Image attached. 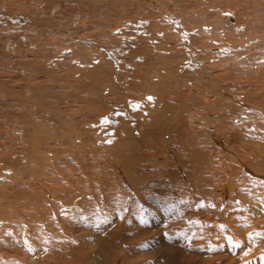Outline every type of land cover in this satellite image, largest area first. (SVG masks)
I'll return each mask as SVG.
<instances>
[{"label": "rangeland", "instance_id": "rangeland-1", "mask_svg": "<svg viewBox=\"0 0 264 264\" xmlns=\"http://www.w3.org/2000/svg\"><path fill=\"white\" fill-rule=\"evenodd\" d=\"M158 1H160L162 13L157 12L154 8L150 9V4L144 3L142 0H0V214H3L2 216L0 215V231L2 232L0 233V238H2V241H0V247L2 246V249L0 248V256L2 255L0 257V264H13V261L14 264L16 262V264H27V262H32L30 255L21 252L16 246L17 244L19 245V240L22 241V244L24 245L26 243L25 239L29 234L34 235V237L37 236L36 230L39 232L42 231V237H46L50 241L48 244L49 248L51 247L55 249L60 246L62 234L64 235V239L73 241L71 245L73 244V247L77 250H81L83 247L87 246V242H92L93 239L92 241L89 240L91 239L90 237H97L100 234V236H105L106 234H103L104 230H111L110 227L109 229L108 226H105L107 225L105 220L109 218V216H115L110 214L108 216L107 212H103L101 215V211H99L98 214H96V218L93 219L94 221L87 216V218L80 217L77 213L78 206L74 207V205L78 204L75 200L71 199L75 194L77 197L79 196V194L76 193L79 191V187L92 189L93 193L89 194L92 195L90 196L93 197L92 199H95V201L98 193H111L112 196H110L115 198V207L112 206L113 209L111 208V211H122L125 209L121 206L125 204L126 199L131 200V203L135 205L138 203L142 204L137 205L134 213L141 212L146 219V226L143 227V229L148 242L146 245L147 250H144L141 253L137 252L138 254H136V258L139 256L150 257L153 263L156 262V259L157 262H159L161 255L164 257L165 248L175 247L176 252H178L177 250L179 249V246L181 247V244L178 245L173 241V238H168L169 241H167L166 235L162 236L163 233L158 224L160 223V219H163L162 214L168 215V219L173 221L174 225L181 217L189 218V216L192 217L193 214L199 212H204L202 213L203 215L211 214L212 212V214L215 213L216 216L218 211L215 207L219 203V198L209 200L204 196L201 197V191L199 190L200 193L198 192L197 188L199 187L197 185L205 184V178L209 184H206L207 188L215 187V185H217L215 183L218 182L225 184L227 182L225 178L228 175L226 176V172H223L228 170L231 162L236 164V162L239 161L237 162L238 165H234L233 173L235 171L236 173H241L237 174L239 175L240 180L236 179L237 182L233 180V184L236 185L237 189L233 187L235 185H232L231 190L234 193L233 201L236 199V202L234 201L235 205H237L236 207H244V209L241 207V215L248 216L251 213V209L249 208H252L255 205L257 206L261 202V204H263L264 176L262 175H264V108L262 109V107L264 106V89L261 87L264 86V53L262 51V49L264 50V0ZM163 13L167 15V18L162 17ZM169 21H171L173 25H171ZM174 28L178 29V35ZM233 28H236L237 30H233ZM238 33L243 34L245 42L251 43V46H247V48L252 47L250 51L255 49L253 51L258 52L255 55L253 54L256 56L255 58L258 56V61H253L257 59L252 55L254 59H251L252 61L249 62V65L248 61L244 62L246 72H244L245 67L243 66L242 68L241 65L235 68L228 67L229 64L232 61H236L234 59L237 58L232 55V52L236 51L237 48L235 45H230V40L233 39V42H236L235 38ZM177 38H179V40H177ZM181 42L187 43V48L184 51L181 49L183 48L182 44H180ZM217 43L220 44L218 45ZM232 46L234 49H231L229 52L227 48ZM258 46L261 50L255 48ZM103 52H105V54ZM225 52H228L231 56L229 57L228 54H225L231 61L228 66L226 64L228 63L227 58L222 57L221 59L222 55H217ZM190 53L191 56L188 57V54ZM185 54H187L186 57ZM193 57L195 64L193 62V64H189L190 59ZM259 57L261 60H259ZM221 60L224 61L222 62ZM186 61L187 63H185ZM254 62L257 63L254 64ZM251 63H253V65ZM249 66L251 67L250 70ZM253 66H255V68ZM257 66L259 68L258 72H256ZM207 67H209V69H207ZM251 70L256 72L253 71L254 74L258 75V80H255L257 77L254 75V78ZM211 71H213V73H220V71L229 72L231 75L230 78H224V80H228L227 82L240 81L239 83L237 82L236 85L232 83L229 86L231 87L234 85L232 88H235V86L240 87L241 89L243 88L246 92L251 93L250 98L248 97V100L246 99L242 106H237V103H234L233 101L232 94L230 93L228 95L224 90L227 86L221 85L220 87V83L216 84L215 81L213 82L216 86L208 84L211 77ZM192 72L194 76H192ZM259 75L263 77H259ZM254 86L257 89H261H258L257 91V89H253ZM83 87H86V89ZM84 89L86 91H83ZM88 91H90V93ZM214 91H216L215 95L213 94ZM223 91H225L224 93L226 94H224ZM255 91L257 93H255ZM32 99L36 102V104H34L36 107L35 111L33 110L34 108L32 110L28 108L29 101ZM217 100L224 101V106H219L215 109V102ZM39 101L43 104L46 103L47 106L44 104V109H42L43 106H39L41 110L39 109L38 111V105H42ZM156 101L158 102L157 104ZM250 107L251 110L248 111L247 108ZM173 108H175L174 111H172ZM161 109H167L171 114L168 113L163 116L162 119ZM232 109L234 110V116H222L225 114L224 112H226V110L231 113ZM236 109L238 114L236 113ZM153 111H155V113ZM243 111H248L247 115ZM212 112H214V114ZM177 113H181L180 116H177ZM112 114L118 116L112 117ZM23 115H25L26 119H31L33 121L26 128L24 127V124L19 125V123L22 124V118L19 117H22ZM159 115L160 121L158 119ZM153 117H155L154 120ZM221 118L233 121V123L231 122V125H233L231 130H229L230 128L222 127L217 129L219 127L215 125L214 122L218 123V120ZM171 119H173V122ZM14 121L16 122L14 123ZM208 121L210 124H208ZM114 122L115 124H113ZM237 122H240L241 124H238ZM169 123L172 124L170 125ZM242 123H246L245 126L251 127L243 130L241 127L243 125ZM164 124L166 127L169 126L167 127L169 130L170 126L174 128L169 132L167 131L168 129L163 126ZM120 125H123L125 128ZM185 125H187V127ZM179 127H184V131L182 128L179 129ZM150 130L154 133L159 130V134L161 133L160 136L164 135L165 138L162 137L164 140L159 136L158 132L155 135ZM209 130L213 132V136H211L212 132ZM117 131L119 132L118 135ZM165 131L170 134L166 136L167 132ZM182 131L184 132V135L182 134ZM113 132L115 134H112ZM171 132H174L173 135ZM187 133V137L189 136L188 138L185 135ZM234 133L236 135H234ZM180 134L182 135L180 136ZM106 135L108 136L107 138L105 137ZM154 135L157 137H152ZM222 136L225 138H222ZM214 139L218 141H215ZM123 140L125 143H123ZM145 140L148 141L145 142ZM149 140H152V142L149 143ZM193 140L199 142L194 143L195 141ZM233 147H236V149ZM35 151H40L39 154L42 151L40 154L41 156ZM214 152H217V154ZM229 154L231 156H229ZM241 156L245 161L240 159ZM47 158L48 160H46ZM259 160H261V163L263 164H261ZM206 161L213 165L212 167H206L209 168L208 170L203 168L205 166L202 164ZM194 162L196 164H193ZM242 162L244 163V166H242ZM22 165L25 167L27 165L26 169H22L24 167ZM138 165L142 168L140 169ZM244 169H247V171ZM9 170L10 172L15 173L11 174L9 173ZM15 170L17 172L20 171L19 174ZM128 170L131 171L128 172ZM5 172H8V174ZM132 172L133 174H131ZM4 173L7 176H5ZM124 173L127 178L123 176ZM137 173L139 175H137ZM251 173L254 176H252ZM2 174L5 177L2 176ZM170 174L172 175L170 176ZM198 174L200 175V178L198 177ZM133 175H135V177ZM65 177L68 181L64 180ZM183 177L186 178L184 179ZM194 177L197 180L201 178L204 179H201L202 181L198 180L199 183ZM1 179L10 183H6L3 180L4 183H2ZM85 179L88 181L86 182ZM189 179H194L192 180L193 187L190 186L191 182ZM134 180L136 182H134ZM143 181L146 182L143 184ZM173 181L175 185H173ZM223 181L225 183H223ZM187 182L188 184L190 182V184L188 185ZM211 182H214L212 183L213 186ZM136 185L139 189H142V186H146V189L143 187L145 191L142 189L143 192H140V197L144 193L143 197L146 199L142 197L141 200L136 197L137 195H134V192L131 189ZM76 186L79 187L76 188ZM174 186H177L175 190ZM212 188L210 191H212L213 196L220 194V197H222L225 193L222 194L221 189L214 188V190ZM74 189H76V191H74ZM253 189L255 191L261 189L258 191V195L260 194V197L258 196L259 198L255 196ZM177 191L182 194L181 198L177 197ZM237 192L241 193L238 194ZM213 193H216V195ZM240 194L242 198L240 197ZM69 195L70 197H68ZM227 195V193L224 194L226 197ZM4 196L7 197L4 199ZM159 196L161 199L158 198ZM171 196H175V201L180 200L179 202L181 203L177 201L174 204L172 199H168V197L171 198ZM245 196H250L251 198L249 197L246 199ZM148 197L150 198L148 199ZM197 197L200 198L198 199ZM243 198L247 200V202H245ZM159 200L162 202H159ZM201 200H203V202ZM215 200H217V203ZM61 201H64L63 203L66 204L64 205ZM213 201L216 205L213 204ZM56 202L58 203L57 207L53 206ZM225 202L227 203L228 201L226 200ZM225 202L223 204L220 202V205L226 206ZM113 203L114 202H112V204ZM120 203L122 204L120 205ZM206 203H210L209 206H204ZM26 204H28L27 208ZM99 204L102 205V203ZM246 205H248V208ZM139 206L141 208H139ZM49 207L52 210H50ZM101 207L102 206H100V209H102ZM55 210L56 212H53ZM92 210L93 209H91V211ZM162 210L167 212H163ZM27 211L30 213H27ZM130 211H132L131 208ZM38 212H41V216L43 217V219H38L41 223L38 220H35L36 218L34 217L35 214L37 216L40 215ZM30 215L33 216L31 217ZM97 216H100L99 219ZM61 218L64 219V221H62ZM57 219L61 220L65 226H68L69 224L70 227L66 226V229H72V232L64 230L61 234L58 230L59 227H57V224H59V222L57 223L56 221ZM95 219H98L99 222L97 221L98 223H95ZM137 219L139 220L138 217ZM177 219L178 221H176ZM48 221L50 224L54 225V228L50 233L46 230L47 227L45 225ZM116 222L114 225L118 224V222ZM98 225L101 226L102 229L97 227ZM156 225L159 226L156 227ZM17 228L22 230L21 234L18 236L19 240L17 244H8L7 242L10 239L6 237V232L12 231L9 232V234H12L14 233L13 230ZM54 229L56 231H54ZM158 230L160 232H158ZM199 230H202V232L210 230V234L219 233V231L213 226L209 225L208 228L206 224H202ZM2 234L3 236H1ZM160 235L162 237H159ZM200 235H202V233ZM219 235L217 236L221 238L222 235ZM77 237L79 238L77 239ZM196 239L200 240L201 238L196 237ZM54 243L57 245H54ZM39 244L43 245L44 243L40 242ZM64 244H66V247L63 248L65 251L68 243L64 241ZM77 245L81 247L79 248ZM3 247H6L7 250ZM57 250L58 249H56V251ZM81 251H83V249ZM197 253L200 254V252H196V254ZM65 254L64 257L66 256ZM190 254L193 253L190 252ZM79 256H81L80 258H82V262L77 260V263L81 264L84 262L85 257L83 254ZM206 256L207 259L210 257L214 258L217 256V253L215 255L211 254L210 256ZM2 258L4 260H2ZM57 258L55 254H49V260L56 262L62 257L57 256ZM25 259L26 262L24 261ZM70 260L71 259L69 258V261L67 262H70ZM65 261L59 263H65ZM214 264L223 263L219 261Z\"/></svg>", "mask_w": 264, "mask_h": 264}, {"label": "bare ground", "instance_id": "bare-ground-1", "mask_svg": "<svg viewBox=\"0 0 264 264\" xmlns=\"http://www.w3.org/2000/svg\"><path fill=\"white\" fill-rule=\"evenodd\" d=\"M142 1H144V3H147V4H150V9L151 8H154L157 12H161V4H160V1H158V0H142ZM159 6V7H158ZM162 13V12H161ZM161 15V14H160ZM162 17H165V18H167V15L165 14V13H163L162 14ZM258 17V16H257ZM165 21V20H164ZM256 21V20H255ZM170 22V24L171 25H173V23L171 22V21H169ZM247 22H248V20H247ZM168 23V22H167ZM250 23V22H249ZM238 24V23H237ZM242 24V23H241ZM245 25V24H244ZM248 25V24H247ZM262 25V24H261ZM242 26V25H241ZM246 26V25H245ZM232 27V26H231ZM234 27V26H233ZM52 29V28H51ZM176 31V34L178 35V29L177 28H174ZM220 29V28H219ZM234 29H236V28H233V30ZM242 29V28H241ZM244 29V28H243ZM223 30V29H222ZM232 30V31H233ZM237 30V29H236ZM258 30V29H257ZM239 31V30H238ZM237 31V32H238ZM240 32H242V31H240ZM168 33V32H167ZM203 33V32H202ZM207 33V32H206ZM231 33V32H230ZM254 33V32H253ZM180 34V33H179ZM235 34V33H234ZM223 35V34H222ZM181 36H184V35H181ZM255 36V35H254ZM196 37V36H195ZM238 37V38H237ZM237 37L235 38V40H236V42H233V39H231L230 40V45H235L236 46V48H237V50L236 51H234V52H232V55L233 56H235V57H237L236 59H234V60H236V61H230V58L229 57H231L229 54H228V52H225V53H221V54H217V55H222L221 56V59H222V57H226L227 58V61H228V63H226L227 64V66H228V64H229V68H235V67H239V65H241L242 66V68H243V66H244V62H246V61H248V65H249V62H251L256 56H254L255 54H257L258 52H254L253 50H255V49H253L252 51H250V49L252 48H247V46H251V43L250 42H245V37L243 36V34L242 33H238L237 34ZM252 37V36H251ZM256 37V36H255ZM162 38V37H161ZM172 38V37H171ZM186 38H187V36H186ZM223 38V37H222ZM264 38V37H263ZM177 40H179V38H177ZM183 40V39H182ZM181 40V41H182ZM226 42V41H225ZM175 43V42H174ZM224 43V42H223ZM252 43H254V42H252ZM166 44V43H165ZM171 44V43H170ZM177 44V43H176ZM180 44H182V47L183 48H181V49H183L182 51H184V50H186V48H187V43H180ZM218 44V43H217ZM220 44V43H219ZM218 44V45H219ZM103 45V44H102ZM203 45V44H202ZM226 45V44H225ZM221 46V45H220ZM220 48V47H219ZM218 48V49H219ZM226 48V47H225ZM255 48H259V46L258 47H255ZM173 49V48H172ZM180 49V48H179ZM231 49H234V47L232 46V47H228L227 48V50L230 52V50ZM215 50H217V49H215ZM259 50H261L260 48H259ZM176 51H177V49H176ZM179 51V50H178ZM181 51V52H182ZM262 51H263V53H264V50L262 49ZM262 51H260V52H262ZM71 53V52H70ZM104 54H105V52H103ZM107 53V52H106ZM263 53H262V55H263ZM225 54H228V56L229 57H227V55H225ZM254 54V55H253ZM168 55V54H167ZM181 55V54H180ZM184 55V54H183ZM186 55L187 54H185V57H186ZM215 55V54H214ZM254 56V58H253V56ZM161 56V55H160ZM189 56H191V53L190 54H188V57ZM210 57H212V56H210ZM220 57V56H219ZM261 57V56H260ZM260 57H259V60H261L260 59ZM92 58V57H91ZM215 58V57H214ZM234 58V57H233ZM253 58V59H252ZM47 59V58H46ZM186 59V58H185ZM239 59V60H238ZM252 59V60H251ZM255 59H257V60H253V61H258V56H257V58H255ZM206 60V59H205ZM222 61V60H221ZM224 61V60H223ZM222 61V62H223ZM53 62V61H52ZM195 62V60H194V57L193 58H191L190 59V62H189V64H193V63ZM196 62H198V61H196ZM185 63H187V61L185 62ZM184 63V64H185ZM257 63V62H256ZM255 62H254V64H256ZM86 64V63H85ZM93 64V63H92ZM95 64V63H94ZM188 64V65H189ZM195 64V63H194ZM252 65H253V63H251ZM221 65V64H220ZM252 65H250V66H252ZM259 65V64H258ZM186 66V65H185ZM206 66V65H205ZM240 66V67H241ZM249 66V70H250V67ZM79 67V66H78ZM82 67V66H81ZM98 67V66H97ZM109 67V66H108ZM211 67H213V66H211ZM245 67V66H244ZM254 68H255V66H253ZM252 67V68H253ZM182 68V67H181ZM190 68V67H189ZM215 68V67H214ZM223 68H224V66H223ZM227 68V67H226ZM225 68V69H226ZM253 68V69H254ZM261 68H262V66H261ZM260 68V69H261ZM167 69V68H166ZM188 69V68H187ZM207 69H209V67H207ZM217 69V68H216ZM238 69V68H237ZM100 70V69H99ZM201 70V69H200ZM211 70V69H210ZM227 70V69H226ZM258 70H259V68H258V66L256 67V72H258ZM198 71V70H197ZM225 71V70H224ZM254 70H251V72H253ZM264 71V70H263ZM262 71V72H263ZM81 72V71H80ZM103 72V71H102ZM164 72V71H163ZM244 72H246V67H245V71ZM249 72V71H248ZM255 72V71H254ZM254 72H253V76L254 75H256V77L258 76L257 74H254ZM255 72V73H256ZM261 72V71H260ZM93 74H94V72H93ZM237 74V73H236ZM250 74V73H249ZM263 74V73H262ZM261 74V75H262ZM83 75V74H82ZM106 75V74H105ZM160 75V74H159ZM198 75V74H197ZM210 75H211V77H210V80H209V83L208 84H212V86H216V84H218V83H220V87H221V85L222 86H227L226 87V89H224L226 92H227V94L229 95L230 93L232 94V98H233V101H234V103H237V106L238 105H240V106H242L243 105V102H245V100L247 99L248 100V97L250 98V96H251V93H248V92H246L245 90H243V88L241 89L240 87H236L235 86V88H232V87H234V85L233 86H229V85H231L232 83H234L235 85L237 84V82L239 83L240 81H237V82H227V81H225L224 80V78L225 79H229L230 78V73L229 72H221L220 71V73L218 72H216V73H213V71H211L210 72ZM110 76V75H109ZM192 76H194V74H193V72H192ZM202 76V75H201ZM106 77H107V75H106ZM190 77V76H189ZM252 77V76H251ZM259 77H263V76H260L259 75ZM92 78V77H91ZM93 78H94V76H93ZM237 78H239V77H237ZM247 78V77H246ZM254 78H255V76H254ZM66 79V78H65ZM87 79V78H86ZM172 79V78H171ZM244 79V78H243ZM88 80V79H87ZM99 80V79H98ZM104 80V79H103ZM255 80H258V77L255 79ZM94 81V80H93ZM102 81V80H101ZM170 81V80H169ZM213 81H215L216 82V84L213 82ZM247 81H249V80H247ZM7 82V81H6ZM90 82V81H89ZM113 82V81H112ZM126 82V81H125ZM254 82V81H253ZM262 82V81H261ZM258 83V82H257ZM81 84V83H80ZM86 84V83H85ZM107 84V83H106ZM127 84V83H126ZM203 84V83H202ZM252 85V84H251ZM263 85V84H262ZM50 86V85H49ZM166 86V85H165ZM218 86V85H217ZM256 86V85H255ZM254 86V88L253 89H257L256 87ZM258 86V85H257ZM106 87V86H105ZM249 87V86H248ZM80 88V87H79ZM83 88H85L86 89V87H83ZM261 88H263L264 89V86L263 87H261ZM261 88H258V89H261ZM50 89V88H49ZM83 90V91H86V90ZM113 89V88H112ZM174 89V88H173ZM212 89V88H211ZM223 89V88H222ZM258 89H257V91H258ZM262 89V90H263ZM95 90V89H94ZM107 90V89H106ZM221 90V89H220ZM249 90H251V89H249ZM20 91V90H19ZM52 91V90H51ZM82 91V90H81ZM151 91V90H150ZM180 91V90H179ZM213 91V90H212ZM217 91H218V89H217ZM222 91V90H221ZM225 91H223V93L225 92ZM248 91V90H247ZM9 92H13V91H9ZM16 92V91H15ZM54 92V91H53ZM58 92V91H57ZM89 93H90V91H88ZM215 92L216 91H214V93L213 92H211V93H213L214 95H215ZM249 92H251V91H249ZM40 93V92H39ZM210 93V94H211ZM247 93H248V95H247ZM255 93H257L256 91H255ZM263 93H264V91H263ZM11 94H13V93H11ZM10 94V95H11ZM101 94V93H100ZM120 94H122V93H120ZM125 94V93H124ZM154 94V93H153ZM218 94V93H217ZM217 94H216V96H217ZM219 94H222V93H219ZM224 94H226V93H224ZM223 94V95H224ZM252 94H254V93H252ZM260 94V93H259ZM7 95V94H6ZM117 95V94H116ZM190 95V94H189ZM222 95V96H223ZM12 96V95H11ZM91 96H93V95H91ZM215 96V97H216ZM219 96V95H218ZM225 96V95H224ZM256 96V95H255ZM258 96V95H257ZM16 97H19V96H16ZM116 97H120V96H116ZM170 97V96H169ZM254 97V96H253ZM252 97V98H253ZM102 98V97H101ZM123 98V97H122ZM223 98V97H222ZM30 99V98H29ZM92 99V98H91ZM104 99V98H103ZM134 99V98H133ZM24 100V99H23ZM125 100V99H124ZM171 100V99H170ZM197 100V99H196ZM25 101V100H24ZM98 101H99V99H98ZM101 101V100H100ZM144 101V100H143ZM167 101V100H166ZM38 102V101H37ZM40 102V101H39ZM133 102V101H132ZM40 103H42V102H40ZM94 103V102H93ZM158 102L156 101V104H157ZM204 103V102H203ZM34 104H36V102L32 99V100H30L29 101V109H33L34 111H35V105ZM46 106H47V104L46 103H44ZM44 104L42 103V105H38V111H39V106H43L42 107V109H44ZM99 104V103H98ZM137 104V103H136ZM161 104V103H160ZM94 105V104H93ZM149 105V104H148ZM162 105V104H161ZM160 105V106H161ZM248 105V104H247ZM57 106V105H56ZM109 106V105H108ZM120 106V105H119ZM163 106V105H162ZM219 106H224V101H216L215 102V109H217ZM229 106V105H228ZM227 106V107H228ZM53 107V106H52ZM147 107H149V106H147ZM163 107H165V106H163ZM166 107H168V106H166ZM229 107H231V106H229ZM252 107V106H251ZM251 107L250 108H247V110L249 111V110H251ZM106 108V107H105ZM117 108V107H116ZM159 108H161V107H159ZM172 108V107H171ZM207 108V107H206ZM222 108V107H221ZM232 108V107H231ZM255 108V107H254ZM264 108V106L262 107V109ZM97 109V108H96ZM174 109L175 108H173L172 109V111H174ZM178 109H179V107H178ZM41 110V109H40ZM110 110V109H109ZM126 110V109H125ZM162 110V109H161ZM185 110V109H184ZM209 110V109H208ZM211 110H212V108H211ZM240 110V109H239ZM244 110H246V109H244ZM264 110V109H263ZM37 111V112H38ZM81 111V110H80ZM85 111V110H84ZM106 111H108V110H106ZM114 111V110H113ZM201 111V110H200ZM206 111H207V109H206ZM213 111V110H212ZM224 111H225V109H224ZM247 111V112H248ZM261 111V110H260ZM43 112V111H42ZM87 112V111H86ZM154 113H155V111H153ZM170 111H168L167 109H163L162 111H161V115H162V119H163V116H165V115H167L168 113H169ZM175 112H176V110H175ZM202 112V111H201ZM204 112V111H203ZM211 112V111H210ZM218 112V111H217ZM238 111H237V109H236V113H237ZM243 112H245L246 113V115H247V112L246 111H243ZM242 112V113H243ZM253 112H255V111H253ZM35 113V112H34ZM213 114H214V112H212ZM220 113V112H219ZM225 114H221L223 117H230V116H234L233 114H234V110L232 109V111H231V113L229 112V111H227L226 110V112H224ZM260 113H263V112H260ZM45 114V113H44ZM113 114H114V112H113ZM112 114V115H113ZM123 114V113H122ZM158 114V113H157ZM169 114H171V113H169ZM173 114V113H172ZM180 114L181 113H177V116H180ZM212 114V115H213ZM238 114V113H237ZM98 115H100V114H98ZM105 115V114H104ZM129 115V114H128ZM175 115V114H174ZM173 115V116H174ZM201 115V114H200ZM217 115V114H216ZM218 115H220V114H218ZM245 115V116H246ZM32 116V115H31ZM44 116V115H43ZM59 116V115H58ZM111 116V115H110ZM118 115H116V116H112V117H117ZM121 116V115H120ZM123 116V115H122ZM125 116V115H124ZM130 116V115H129ZM132 116V115H131ZM26 117H29V116H26ZM126 117H128V116H126ZM168 117V116H167ZM196 117V116H195ZM211 117V116H210ZM236 117V116H235ZM239 117V116H238ZM19 118H22V121H21V123L22 124H20L19 123V125H25L24 127L26 128L28 125H30L33 121L31 120V119H26L25 118V115H23L22 117H19ZM152 118V117H151ZM154 118L155 117H153V120H154ZM169 118H171V117H169ZM202 118V117H201ZM207 118V117H206ZM218 118V117H217ZM220 118V117H219ZM107 119V118H106ZM109 119V118H108ZM127 119V118H126ZM130 119V118H129ZM159 121H160V115H159ZM166 119H168V118H166ZM165 119V120H166ZM174 119V118H173ZM173 119H171L172 120V122H173ZM178 119V118H177ZM229 119V118H228ZM232 119V118H231ZM115 120V119H114ZM153 120H151V121H153ZM170 120V121H171ZM181 120H182V118H181ZM181 120H180V123H181ZM206 120V119H205ZM109 121V120H108ZM112 121V120H111ZM167 121V120H166ZM195 121V120H194ZM212 121H214V120H212ZM247 121V120H246ZM16 121H14V123H15ZM104 122H106V121H104ZM116 122V121H115ZM115 122L113 123V124H115ZM123 122V121H122ZM161 122H162V120H161ZM160 122V123H161ZM187 122V121H186ZM185 122V123H186ZM209 122V121H208ZM231 122L233 123V121H231V120H227L226 118H221V119H219L218 120V123H215L214 122V124L215 125H217L219 128H217V129H220L221 127L222 128H230L229 130H231V128L233 127V125H231ZM85 123V122H84ZM103 123V122H102ZM107 123H109V122H107ZM126 123V122H125ZM132 123V122H131ZM179 123V124H180ZM182 123H184V122H182ZM190 123V122H189ZM207 123V122H206ZM238 123V122H237ZM240 123V122H239ZM238 123V124H239ZM111 124V123H110ZM110 124H107V125H110ZM151 124V123H150ZM152 124H153V122H152ZM151 124V125H152ZM162 124V123H161ZM166 124V123H165ZM163 125V126H165L166 127V125ZM170 124V123H169ZM172 124V123H171ZM170 124V125H171ZM177 124V123H176ZM175 124V125H176ZM204 124V123H203ZM208 124H210V122L208 123ZM241 124V123H240ZM243 125L241 126L242 127V129L243 130H245V129H247L248 127H251V126H245V124L244 123H242ZM251 124V123H250ZM78 125V124H77ZM154 125V124H153ZM152 125V126H153ZM189 125V124H188ZM247 125H249V124H247ZM17 126V125H16ZM81 126V125H80ZM120 126H122L123 128H125L123 125H120ZM125 126H127V125H125ZM161 126V125H160ZM179 126V125H178ZM181 126V125H180ZM186 127H187V125H185ZM184 126V127H185ZM240 126V125H239ZM23 127V128H24ZM119 127V126H118ZM167 127H169V126H167ZM166 127V128H167ZM177 127V126H176ZM184 127H181L182 129H183V131H184ZM197 127V126H196ZM209 127H211V126H209ZM66 128V127H65ZM70 128V127H69ZM72 128V127H71ZM111 128H113V127H111ZM134 128V127H133ZM152 128V127H151ZM163 128V127H162ZM174 128V127H173ZM172 128V126H170V130L171 129H173ZM180 127H179V129H181ZM213 128H214V126H213ZM121 129V128H120ZM160 129V128H159ZM168 130L167 131H169L170 132V130H169V128H167ZM201 129V128H200ZM204 129V128H203ZM216 129V130H217ZM74 130V129H73ZM114 130H115V128H114ZM122 130V129H121ZM121 130H120V133H121ZM155 130V129H154ZM163 130H165V129H163ZM239 130V129H238ZM250 130H251V128H250ZM112 131V130H111ZM116 131V130H115ZM119 131V130H118ZM117 131V132H118ZM126 131V130H125ZM151 131V130H150ZM159 130H157L156 131V133L158 132ZM167 131H165V132H167ZM172 131V130H171ZM182 131V134L184 133ZM200 131V130H199ZM210 131V130H209ZM228 131V130H227ZM141 132V131H140ZM139 132V133H140ZM153 134H155L156 135V133H154L153 131H151ZM175 132H176V130H175ZM210 132H212V131H210ZM231 132V131H230ZM242 132V131H241ZM128 133V132H127ZM127 133H125V134H127ZM172 133V132H171ZM174 133V132H173ZM173 133H172V135H173ZM232 133V132H231ZM235 133H238V132H235ZM234 133V135H236ZM243 133V132H242ZM105 134V133H104ZM112 134H115L114 132L112 133ZM119 134V132L117 133V135ZM133 134V133H132ZM141 134V133H140ZM158 134H159V132H158ZM161 134V133H160ZM160 134H159V136H160ZM168 134H170V133H166V136H168ZM182 134H180V136L182 135ZM219 134V133H218ZM233 134V133H232ZM134 135H137V134H134ZM133 135V136H134ZM150 135V134H149ZM152 136V137H157V136ZM184 135V134H183ZM186 135V137H187V135H188V133L187 134H185ZM190 135V134H189ZM217 135V134H216ZM225 135V134H224ZM21 136V135H20ZM114 136V135H113ZM128 136V135H127ZM132 136V135H131ZM143 136V135H142ZM159 136H158V139H159ZM177 136V135H176ZM191 136H193V135H191ZM211 136H213V132H212V135ZM92 137V136H91ZM106 138L108 137L107 135L105 136ZM121 137V136H120ZM123 137V136H122ZM148 137V136H147ZM147 137H146V139H147ZM150 137V136H149ZM161 138L162 137H164V135L163 136H160ZM174 137V136H173ZM172 137V138H173ZM189 137V136H188ZM187 137V138H188ZM209 137V136H208ZM25 138V137H24ZM111 138V137H110ZM145 138V137H144ZM151 138V137H150ZM165 138V137H164ZM164 138H162L163 140H164ZM175 138V137H174ZM195 138V137H194ZM215 138V137H214ZM222 138H225V137H223L222 136ZM232 138H234V137H232ZM239 138V137H238ZM28 139V138H27ZM45 139V138H44ZM43 139V140H44ZM84 139V138H83ZM118 139H120V138H118ZM123 139H124V137H123ZM133 139H134V137H133ZM154 139V138H153ZM158 139H156V140H158ZM166 139H168V138H166ZM228 139V138H227ZM244 139V138H243ZM33 140V139H32ZM86 140V139H85ZM113 140H114V138H113ZM137 140H139V139H137ZM155 140V139H154ZM154 140H153V143H154ZM169 140H171V139H169ZM191 140V139H190ZM209 140V139H208ZM215 141H218V140H216V139H214ZM220 140V139H219ZM233 140V139H232ZM78 141V140H77ZM119 141V140H118ZM127 141V140H126ZM146 141H148V140H145V142ZM167 141V140H166ZM178 141H179V139H178ZM177 141V142H178ZM193 141H195V140H193ZM212 141V140H211ZM226 141V140H225ZM229 141V140H228ZM227 141V142H228ZM237 141H238V139H237ZM240 141V140H239ZM122 142V141H121ZM133 142V141H132ZM144 142V141H143ZM144 142V143H145ZM150 142H152V140L150 141L149 140V143ZM157 142V141H156ZM155 142V143H156ZM164 142V141H163ZM168 142V141H167ZM171 142V141H170ZM185 142V141H184ZM190 142V141H189ZM196 142H199V141H195L194 143H196ZM40 143V142H39ZM104 143V142H103ZM118 143V142H117ZM123 143H125L124 142V140H123ZM133 143H135V142H133ZM139 143V142H138ZM141 143H142V141H141ZM148 143V142H147ZM165 143V142H164ZM213 143V142H212ZM233 143V142H232ZM98 144V143H97ZM241 144V143H240ZM47 145V144H46ZM125 145V144H124ZM202 145V144H201ZM222 145V144H221ZM225 145V144H224ZM234 145H236V144H234ZM136 146V145H135ZM157 146V145H156ZM208 146V145H207ZM228 147H230L229 145H227ZM77 147V146H76ZM182 147V146H181ZM225 147H226V145H225ZM232 147V146H231ZM237 147V146H236ZM236 147H233V148H235L236 149ZM39 148V147H38ZM42 148V147H41ZM40 148V149H41ZM46 148V147H45ZM80 148V147H79ZM145 148V147H144ZM151 148V147H150ZM163 148V147H162ZM168 148V147H167ZM189 148V147H188ZM264 148V147H263ZM34 149V148H33ZM49 149H51V148H49ZM203 149V148H202ZM209 149V148H208ZM38 150V149H37ZM44 150H46V149H44ZM51 150H53V149H51ZM79 150V149H78ZM82 150V149H81ZM149 150V149H148ZM157 150V149H156ZM186 150V149H185ZM211 150V149H210ZM232 150V149H231ZM241 150V149H240ZM245 150V149H244ZM252 150V149H251ZM55 151V150H54ZM84 151V150H83ZM34 152V151H33ZM36 152V151H35ZM39 152L40 151H38V152H36V153H38L39 154ZM49 152H51V151H49ZM55 152H57V151H55ZM142 152V151H141ZM190 152V151H189ZM188 152V153H189ZM194 152V151H193ZM203 152V151H202ZM219 152V151H218ZM229 152V151H228ZM241 152V151H240ZM262 152V151H261ZM41 153H42V151H41ZM40 153V154H41ZM84 153V152H83ZM175 153V152H174ZM178 153V152H177ZM192 153V152H191ZM211 153V152H210ZM214 153H216L217 154V152H214ZM236 153V152H235ZM238 153V152H237ZM32 154V153H31ZM39 154V155H40ZM44 154V153H43ZM46 154H47V152H46ZM50 154V153H49ZM67 154V153H66ZM97 154V153H96ZM137 154V153H136ZM163 154V153H162ZM180 154H182V153H180ZM190 154V153H189ZM188 154V155H189ZM207 154V153H206ZM232 154V153H231ZM24 155V154H23ZM55 155V154H54ZM113 155V154H112ZM116 155V154H115ZM128 155V154H127ZM183 155V154H182ZM41 156V155H40ZM44 156V155H43ZM45 156H47V155H45ZM68 156V155H67ZM123 156V155H122ZM133 156V155H132ZM135 156V155H134ZM201 156V155H200ZM199 156V157H200ZM211 156V155H210ZM209 156V157H210ZM221 156V155H220ZM229 156H231L230 154H229ZM229 156H227V157H229ZM240 156V155H239ZM56 157V156H55ZM78 157V156H77ZM147 157H149V156H147ZM193 157V156H192ZM204 157V156H203ZM206 157V156H205ZM212 157V156H211ZM211 157H210V159H211ZM246 157V156H245ZM45 158V157H44ZM125 158V157H124ZM146 158V157H145ZM151 158V157H150ZM158 158V157H157ZM177 158V157H176ZM41 159H43V158H41ZM78 159V158H77ZM88 159V158H87ZM174 159V158H173ZM173 159H172V161H173ZM232 160H234L233 158H231ZM241 160L243 159L244 160V158L241 156V158H240ZM250 159V158H249ZM248 159V160H249ZM252 159V158H251ZM255 159V158H254ZM264 159V158H263ZM29 160V159H28ZM46 160H48V158L46 159ZM221 160V159H220ZM224 160V159H223ZM253 160V159H252ZM73 161V160H72ZM116 161V160H115ZM128 161H130V160H128ZM205 161V160H204ZM235 161H237V160H235ZM245 161V160H244ZM260 161V163H261V160H259ZM9 162V161H8ZM38 162V161H37ZM43 162V161H42ZM48 162V161H47ZM237 162H239V161H237ZM236 162V164L238 165V163ZM250 162H252V161H250ZM258 162V161H257ZM11 163V162H10ZM9 163V164H10ZM20 163V162H19ZM121 163V162H120ZM123 163V162H122ZM142 163V162H141ZM175 163V162H174ZM243 163V162H242ZM22 164V163H21ZM20 164V165H21ZM59 164V163H58ZM135 164V163H134ZM139 164V163H138ZM142 164H144V163H142ZM193 164H196L195 162L193 163ZM192 164V165H193ZM203 164V166H205V167H203V168H206V167H212L213 165H211V163L209 164V162H203L202 163ZM209 164V165H208ZM236 164H234V163H230V165H229V167H228V170L227 171H224L223 173H225L226 174V183L223 181V183H225V184H221V183H215V184H217V185H215V187H211L212 189H214V188H218V189H221V193L223 194L224 192L225 193H227L228 195H227V197L226 196H224V194H223V196L222 197H220V194L218 195H216V193H213V194H215L216 196H213L212 195V191H210L211 190V188L209 187V188H207L206 187V184H208V182L206 181V178H205V184L203 183H201L202 185H197L199 188H197L198 189V192L200 193V191H201V197L202 196H204V197H206L207 199H209V200H212V199H215V198H219L218 200H219V203L217 204V206L215 207L216 209H217V211H218V213H216V216H215V213L214 214H212V212H211V210H210V212H211V214H205V215H203L202 213H204V212H199V213H197V214H193L192 215V217L191 216H189V218H186V217H178V218H180V220L178 221V219L176 220V221H178L175 225L173 224L174 222L173 221H171V220H169L168 219V215H166V214H162V216H163V219L161 218L160 219V223H158L159 225H160V228H161V232L163 233V235L162 236H165L166 235V238H167V241H169L168 240V238L169 239H174L173 241H175L178 245H180L181 244V247L179 246V249L177 250L178 252H176V248L175 247H173V248H165V250H164V252H165V254H164V257H163V255H161V257H160V261L159 262H157V257L155 258L156 259V262L155 263H153V261H152V259H150V257H145V256H139V257H137L136 258V254H138V253H141V252H143L144 250H147L146 249V245H147V242H148V240H147V237L145 236V231H144V229H143V227H145L146 226V219L144 218V216L142 215V213L140 212H136V214L134 213V211H136L135 209H136V207H137V205L138 204H141V203H138V204H132L131 203V200H125V204L123 205V206H121V207H123V208H125V209H123L122 211L121 210H114V211H111L113 208H112V206L113 207H115V198H112L111 196V193H108V192H100V193H98V195H97V198H96V201H95V199H92L93 197H91L92 195V189H88V188H80L79 186H81V185H79V186H76V188H78V192H76V193H78L79 194V196L77 197L76 196V194H75V196L73 197L72 196V198L71 199H73V200H75V202L78 204V205H74V207L75 206H78V211H77V213H78V215L80 216V217H88L89 219L90 218H92L91 220H93L94 218H96V214H98V212L99 211H101V215H102V213L104 212H107V214H108V216H109V214L110 215H114L115 217H112V216H109V218H107L106 220H105V222L107 223V225H105V226H108V228L110 227L111 228V230L109 231L108 229L106 230L105 228V230H104V235L105 236H97V237H90L91 239H89V240H91L92 241V239H93V241L92 242H87L86 243V245L87 246H85V247H83L82 249H83V251H81V250H77V249H75L74 247H73V244L71 245V243L73 242L72 240H66V239H64V235L62 234L63 232H64V230L65 231H70V232H72L70 229H66V226L65 225H63L64 223H62V221H64V219H62V221L61 220H56L57 221V223L59 222V224H57V227H59V231L61 232V234H62V238H61V243H60V246L59 247H56V249H58L57 251H56V249L55 248H49V240L46 238V237H42V231L41 232H39V231H37L36 230V234H37V236H35L34 237V235H32V234H29V236L28 237H26V239H25V244L23 245L22 244V241H20L19 240V238H18V236H19V234H21V232H22V230H19L18 228L17 229H14L13 231H14V233H12V234H9V232H12V231H9V232H6L7 233V238H9L10 240L7 242L8 244H17V242H18V240H19V245L17 244V246H16V248H19L20 250H21V252H23V253H27V254H29L30 255V258L32 259L31 261L32 262H27V264H78L77 263V260H79L80 262H82V258H80L81 256H79V255H81V254H83L84 255V257H85V260H84V262L83 263H81V264H214L215 262H219V261H221V263H223V264H264V201H263V204H261L262 202H261V198H260V202L261 203H259L257 206L255 205L254 207H252V208H249V209H251V213H250V215H246V216H243V215H241V213H242V209H241V207H243V206H239V207H236L237 205H235V202L233 201V195H234V193H233V191L231 190V186L232 185H235V184H233V180L234 181H236V179H239V175H237V174H241V173H236V171L233 173V167H234V165H236ZM247 164V163H246ZM261 164H263V163H261ZM49 165V164H48ZM162 165V164H161ZM168 165V164H167ZM199 165V164H198ZM201 165V164H200ZM221 165V164H220ZM223 165V164H222ZM250 165H252V164H250ZM256 165H257V163H256ZM22 166H24V165H22ZM21 166V167H22ZM109 166V165H108ZM137 166V165H136ZM139 166V165H138ZM170 166V165H169ZM168 166V167H169ZM179 166H182V165H179ZM195 166V165H194ZM242 166H244V163L242 164ZM245 166H247V165H245ZM12 167V166H11ZM21 167H19V168H21ZM26 167H27V165H26ZM26 167L24 166L22 169H26ZM76 167V166H75ZM93 167V166H92ZM123 167V166H122ZM140 167V166H139ZM146 167H147V165H146ZM151 167V166H150ZM153 167V166H152ZM166 167V166H165ZM172 167V166H171ZM176 167V166H175ZM185 167H186V165H185ZM196 167V166H195ZM198 167V166H197ZM200 167V166H199ZM215 167V166H214ZM218 167V166H217ZM238 167V166H237ZM16 168V167H15ZM19 168H17V169H19ZM33 168V167H32ZM58 168V167H57ZM129 168V167H128ZM136 168V167H135ZM142 167H140V169H141ZM202 168V167H201ZM216 168V167H215ZM236 168V167H235ZM234 168V169H235ZM240 168H241V165H240ZM260 168V167H259ZM21 169V170H22ZM36 169V168H35ZM79 169V168H78ZM84 169V168H83ZM92 169V168H91ZM154 169V168H153ZM168 169V168H167ZM207 170L209 169V168H206ZM257 169V168H256ZM2 170V169H1ZM33 170V169H32ZM121 170V169H120ZM126 170V169H125ZM137 170H138V167H137ZM136 170V171H137ZM151 170V169H150ZM180 170H182V169H180ZM204 170V169H203ZM212 170V169H211ZM213 170H215V169H213ZM240 170V169H239ZM245 170V169H244ZM7 171V170H6ZM16 171V170H15ZM27 171V170H26ZM40 171V170H39ZM43 171V170H42ZM47 171V170H46ZM45 171V172H46ZM53 171V170H52ZM122 171V170H121ZM123 171H124V169H123ZM129 171H131V170H128V172ZM142 171V170H141ZM140 171V172H141ZM152 171V170H151ZM154 171V170H153ZM156 171V170H155ZM190 171V170H189ZM219 171V170H218ZM245 171H247V169L245 170ZM254 171V170H253ZM257 171V170H256ZM17 172V171H16ZM19 172L20 171H18L17 173L19 174ZM36 172V171H35ZM41 172V171H40ZM127 172V171H126ZM143 172V171H142ZM149 172V171H148ZM160 172V171H159ZM199 172V171H198ZM197 172V173H198ZM220 172V171H219ZM227 172H228V174H227ZM241 172V171H240ZM252 172V171H251ZM6 174H8V172H5ZM5 173H4V175H5ZM9 173H15V172H10V170H9ZM212 173V172H211ZM217 173V172H216ZM248 173V172H247ZM250 173V172H249ZM10 174V175H11ZM23 174V173H22ZM37 174V173H36ZM40 174V173H39ZM44 174V173H43ZM129 174V173H128ZM131 174H133V172L131 173ZM152 174V173H151ZM175 174V173H174ZM188 174H190V173H188ZM196 174V173H195ZM219 174V173H218ZM225 174H223V175H225ZM243 174H244V172H243ZM242 174V175H243ZM252 174V173H251ZM263 174V173H262ZM3 174H2V176H4ZM50 175V174H49ZM55 175H56V173H55ZM94 175V174H93ZM137 175H139L138 173H137ZM172 174H170V176H171ZM185 175V174H184ZM191 175H192V172H191ZM197 175V174H196ZM195 175V176H196ZM199 175V174H198ZM222 175V176H223ZM5 176H7V175H5ZM4 176V177H5ZM15 176V175H14ZM48 176V175H47ZM81 176V175H80ZM123 176H125V173H124V175ZM128 176V175H127ZM129 176H130V174H129ZM134 177H135V175H133ZM149 176V175H148ZM152 176V175H151ZM162 176V175H161ZM186 176V175H185ZM245 176V175H244ZM251 176V175H250ZM252 176H254L253 174H252ZM257 176V175H256ZM255 176V177H256ZM262 176H264V175H262ZM4 177H3V179H4ZM18 177V176H17ZM55 177V176H54ZM60 177V176H59ZM63 177V176H62ZM70 177V176H69ZM83 177V176H82ZM99 177V176H98ZM126 177V176H125ZM139 177V176H138ZM164 177V176H163ZM163 177H162V179H163ZM167 177V176H166ZM192 177H193V175H192ZM199 178H200V175L198 176ZM211 177V176H210ZM225 177V176H224ZM254 177V178H255ZM259 177V176H258ZM46 178V177H45ZM72 178V177H71ZM101 178V177H100ZM120 178V177H119ZM127 178V177H126ZM137 178V177H136ZM154 178V177H153ZM157 178V177H156ZM184 178V177H183ZM186 178V177H185ZM184 178V179H185ZM195 178V177H194ZM241 178V177H240ZM245 178H248V177H245ZM262 178V177H261ZM3 179H1V182L2 183H4V182H6V181H4ZM121 179H122V177H121ZM135 179V178H134ZM147 179V178H146ZM201 179H204V178H201ZM201 179H198V180H201ZM211 179V178H210ZM243 179V178H242ZM250 179V178H249ZM248 179V180H249ZM264 179V178H263ZM4 182H3V181ZM6 180V179H5ZM9 180V179H8ZM26 180V179H25ZM64 180H67L66 179V177L64 178ZM86 180V179H85ZM91 180V179H90ZM96 180V179H95ZM127 180V179H126ZM129 180V179H128ZM167 180V179H166ZM172 180H174V179H172ZM177 180V179H176ZM186 180H188V179H186ZM190 180V179H189ZM192 180H194V179H191L190 180V182H191V184H190V182H189V184H190V186H192L193 187V184H192ZM195 180L197 181V182H199L196 178H195ZM208 180V179H207ZM240 180V179H239ZM250 180H252V179H250ZM249 180V181H250ZM13 181V180H12ZM11 181V182H12ZM44 181V180H43ZM68 181V180H67ZM82 181V180H81ZM88 180H86V182H87ZM92 181V180H91ZM119 181V180H118ZM133 181V180H132ZM152 181V180H151ZM155 181V180H154ZM158 181V180H157ZM170 181V180H169ZM180 181V180H179ZM202 181V180H201ZM77 182V181H76ZM98 182V181H97ZM122 182H123V180H122ZM134 182H136L135 180H134ZM144 182H146V181H143V184H144ZM176 182V181H175ZM207 182V183H206ZM237 182V181H236ZM235 182V183H236ZM251 182V181H250ZM6 183H10V182H6ZM13 183V182H12ZM80 183H82V182H80ZM90 183V182H89ZM154 183V182H153ZM161 183V182H160ZM159 183V184H160ZM173 183H174V181H173ZM177 183H179V182H177ZM200 183V182H199ZM212 183H214V182H211V184ZM262 183V182H261ZM93 184V183H92ZM122 184V183H121ZM142 184V185H143ZM181 184V183H180ZM187 184H188V182H187ZM188 184V185H189ZM197 184V183H196ZM195 184V185H196ZM242 184V183H241ZM259 184H260V182H259ZM10 185V184H9ZM8 185V186H9ZM14 185H15V183H14ZM13 185V186H14ZM103 185V184H102ZM111 185V184H110ZM122 185H124V184H122ZM140 185V184H139ZM138 185V186H139ZM168 185V184H167ZM173 185H175V183L173 184ZM182 185V184H181ZM209 185V184H208ZM207 185V186H208ZM237 185H239V184H237ZM250 185H251V183H250ZM253 185V184H252ZM255 185V184H254ZM5 186V185H4ZM17 186V185H16ZM65 186V185H64ZM63 186V187H64ZM67 186V185H66ZM70 186H73V185H70ZM93 186H95V185H93ZM116 186V185H115ZM130 186V185H129ZM147 186H148V184H147ZM158 186V185H157ZM170 186V185H169ZM168 186V187H169ZM212 186H213V184H212ZM246 186V185H245ZM260 186V185H259ZM0 187H1V185H0ZM140 187V186H139ZM143 187L144 186H142V189H143ZM146 187V186H145ZM144 187V189H146ZM177 187V186H176ZM175 186H174V190H175V188H176ZM179 187V186H178ZM182 187V186H181ZM233 187H235V189H237L236 188V185L235 186H233ZM262 187V186H261ZM2 188H3V186H2ZM11 188V187H10ZM167 188V187H166ZM255 188V187H254ZM1 189V188H0ZM12 189V188H11ZM10 189V190H11ZM25 189V188H24ZM142 189H139L138 187H137V185L136 186H134V188H132L131 190L134 192V195H137L136 197H138L139 199H141L142 200V197H143V195H144V193L142 194V196L140 197V192H143V190ZM180 189V188H179ZM195 189V188H194ZM256 189V188H255ZM83 190H86V191H83ZM173 190V189H172ZM200 190V191H199ZM215 190V189H214ZM240 190V189H239ZM251 190V189H250ZM250 190H248V191H250ZM261 190V189H260ZM260 190H258V191H260ZM72 191V190H71ZM71 191H69V192H71ZM74 191H76V189H74ZM94 191H96V190H94ZM99 191V190H98ZM108 191V190H107ZM118 191V190H117ZM124 191H126V190H124ZM145 191V190H144ZM166 191V190H165ZM180 191H181V189H180ZM190 191V190H189ZM223 191V192H222ZM258 191L256 190H254L253 189V193L255 194V196L256 197H260V194L258 195ZM17 192V191H16ZM63 192V191H62ZM111 192H112V190H111ZM120 192V191H119ZM130 192V191H129ZM153 192V191H152ZM215 192V191H214ZM264 192V191H263ZM45 193V192H44ZM89 193H91V194H89ZM116 193V192H115ZM169 193H171V192H169ZM173 193V192H172ZM188 193V192H187ZM191 193V192H190ZM197 193V192H196ZM195 193V194H196ZM198 193V194H199ZM236 193V192H235ZM238 193V192H237ZM239 193H241V192H239ZM238 193V194H239ZM249 193V192H248ZM252 193V192H251ZM61 194V193H60ZM66 194H68V193H66ZM74 194H71V195H74ZM112 194H114V193H112ZM164 194H165V192H164ZM176 194H177V197L178 198H181V196H182V194L179 192V191H177L176 192ZM192 194V193H191ZM17 195V194H16ZM91 195V196H90ZM111 195V196H110ZM120 195V194H119ZM249 195V194H248ZM262 195V194H261ZM264 195V194H263ZM3 196V195H2ZM46 196V195H45ZM94 196H95V192H94ZM168 196H170V195H168ZM213 196V197H212ZM243 196V195H242ZM252 196V195H251ZM7 196H4V199L6 198ZM11 197V196H10ZM68 197H70V195L68 196ZM67 197V198H68ZM115 197V196H114ZM121 197V196H120ZM175 197V196H174ZM174 197H172L171 196V198H169L168 197V199H172V202L175 204V202H177V201H175V199H174ZM184 197H186V196H184ZM240 197H241V194H240ZM246 197V199L247 198H249V197H247V196H245ZM258 197V198H259ZM263 197V196H262ZM66 198V199H67ZM126 198V197H125ZM137 198V199H138ZM143 198H145V197H143ZM150 197H148V199H149ZM153 198V197H152ZM158 198H160V196L158 197ZM190 198V197H189ZM195 198H196V196H195ZM198 198V197H197ZM200 198V197H199ZM198 198V199H199ZM224 198V199H223ZM242 198V197H241ZM251 198V197H250ZM253 198V197H252ZM255 198V197H254ZM257 198V199H258ZM55 199H57V198H55ZM66 199H65V201H66ZM70 199V200H71ZM146 199V198H145ZM155 199V198H154ZM161 199V198H160ZM167 199V200H168ZM177 199V198H176ZM187 199V198H186ZM238 199V198H237ZM244 199V198H243ZM264 199V198H263ZM38 200V199H37ZM68 200H69V198H68ZM67 200V201H68ZM98 200V201H97ZM140 200V201H141ZM162 200H164V199H162ZM190 200V199H189ZM192 200V199H191ZM228 201L227 203L225 202V201ZM245 200V199H244ZM120 201V200H119ZM138 201V200H137ZM180 201V200H179ZM178 201V202H179ZM195 201H196V199H195ZM202 202H203V200H201ZM207 201V200H206ZM205 201V202H206ZM217 200H215V202H216ZM240 201V200H239ZM253 201H254V199H253ZM258 201H259V199H258ZM4 202V201H3ZM8 202V201H7ZM37 202H39V201H37ZM60 202V201H59ZM62 203L64 202V201H61ZM74 202V203H75ZM112 202H114L113 204H112ZM159 202H162V201H160L159 200ZM184 202V201H183ZM193 202V201H192ZM201 202V203H202ZM212 202V201H211ZM223 204L224 202L226 203V206H222V205H220L221 203ZM245 202H247V200H245ZM14 203V202H13ZM70 203V202H69ZM99 203H102V205L101 204H99ZM124 203V202H123ZM142 203H144V202H142ZM164 203V202H163ZM162 203V204H163ZM168 203V202H167ZM179 203H181V202H179ZM217 203V202H216ZM243 203V202H242ZM250 203V202H249ZM57 202H56V204H54L53 206H55V207H57ZM64 204V203H63ZM66 204V203H65ZM64 204V205H65ZM68 204V203H67ZM104 204V205H103ZM116 204H117V202H116ZM122 203H120V205H121ZM169 204V203H168ZM199 204V203H198ZM210 204V203H209ZM209 204L208 203H206V205L204 204V206H209ZM213 204H214V201H213ZM37 205H38V203H37ZM46 205V204H45ZM119 205V204H118ZM142 205V204H141ZM201 205V204H200ZM214 205H216V204H214ZM242 205V204H241ZM249 205V204H248ZM248 205H246L247 206V208H248ZM252 205V204H251ZM254 205V204H253ZM9 206V205H8ZM24 206V205H23ZM27 206H28V204H26V208H27ZM100 206H102L101 208L102 209H100ZM130 206V207H129ZM196 206H197V202H196ZM202 206V205H201ZM213 206V205H212ZM3 207V206H2ZM25 207V206H24ZM54 207V208H55ZM74 207H72V208H74ZM120 207V206H119ZM177 207V206H176ZM179 207H180V205H179ZM200 207V206H199ZM37 208H39V207H37ZM50 208V207H49ZM53 208V209H54ZM112 208V209H111ZM130 208H131V210L132 211H130ZM133 208V209H132ZM139 208H141L140 206H139ZM157 208V207H156ZM178 208V207H177ZM189 208V207H188ZM197 208V207H196ZM25 209V208H24ZM91 209H93L92 211H91ZM108 209V210H107ZM116 209V208H115ZM118 209V208H117ZM179 209V208H178ZM203 209V208H202ZM207 209V208H206ZM224 209H225V211H224ZM241 209V210H240ZM243 209H244V207H243ZM1 210V209H0ZM6 210V209H5ZM33 210H35V209H33ZM50 210H52L51 208H50ZM76 210V209H75ZM192 210H193V208H192ZM20 211V210H19ZM30 211V210H29ZM29 211H27V213L29 212ZM38 211H40V210H38ZM163 212H167V211H164V210H162ZM196 211H198V210H196ZM201 211V210H200ZM203 211V210H202ZM249 211V210H248ZM2 212V211H1ZM5 212V211H4ZM3 212V213H4ZM31 212V211H30ZM29 212V213H30ZM53 212H56V210L55 211H53ZM52 212V213H53ZM64 212V211H63ZM70 212H71V210H70ZM182 212V211H181ZM185 212V211H184ZM183 212V213H184ZM194 212V211H193ZM209 212V211H208ZM40 215L39 216H37L36 214L34 215V217L36 218L35 220H38V219H40V218H42L43 219V217L41 216V212H38ZM51 213V212H50ZM57 213H58V210H57ZM74 213V212H73ZM154 213V212H153ZM168 213H170V212H168ZM172 213V212H171ZM207 213V212H206ZM248 213V212H247ZM5 214V213H4ZM56 214V213H55ZM187 214V213H186ZM190 214H191V212H190ZM244 214V213H243ZM1 216L3 215V214H0ZM15 215H17V214H15ZM19 215V214H18ZM26 215V214H25ZM105 215V214H104ZM142 215V216H141ZM210 215H211V217H210ZM6 216H7V214H6ZM21 216V215H20ZM27 216V215H26ZM31 217L33 216V215H30ZM53 216V215H52ZM182 216V215H181ZM185 216V215H184ZM28 217H29V214H28ZM33 217V218H34ZM63 217H65V216H63ZM67 217V216H66ZM86 217V218H87ZM100 217V216H99ZM99 217L97 216V218L99 219ZM137 217L139 218V220L137 219ZM54 218V217H53ZM69 218V217H68ZM67 219V218H66ZM96 220V222L95 223H98L99 222V220ZM102 219V218H101ZM6 220V219H5ZM4 220V221H5ZM68 220V219H67ZM73 220H75V219H73ZM84 220V219H83ZM88 220V219H87ZM118 222V224H115L114 225V223L116 222V221ZM135 220V221H134ZM136 220H138V221H136ZM39 221V220H38ZM50 221V220H49ZM47 222V223H45V225H46V230L50 233L51 232V230H53V228H54V225H52V224H50V222ZM94 221V220H93ZM98 221V222H97ZM1 222V221H0ZM40 222V221H39ZM52 222H53V220H52ZM67 222V221H66ZM116 222V223H117ZM41 223V222H40ZM87 223V222H86ZM10 224V223H9ZM66 224V223H65ZM68 224V223H67ZM77 224V223H76ZM84 224V223H83ZM202 224H206L207 225V227L209 228V225H211V226H213L217 231H219V233H217V234H210V230H206L205 232H202V230H199L200 229V226L202 225ZM13 225V224H12ZM25 225V224H24ZM59 225V226H58ZM159 225H156V227L157 226H159ZM8 226H10V225H8ZM68 226H69V224H68ZM67 226V227H68ZM80 226V225H79ZM84 226V225H83ZM103 226V225H102ZM205 226V225H204ZM4 227V226H3ZM41 227V226H40ZM45 227V226H44ZM70 227V226H69ZM81 227V226H80ZM87 227H88V224H87ZM97 227H100L101 228V226H97ZM203 227V226H202ZM6 228H7V226H6ZM8 228H10V227H8ZM43 228V227H42ZM41 228V229H42ZM109 228V229H110ZM56 229V228H55ZM54 229V231H56ZM85 229V228H84ZM99 229V228H98ZM102 229V228H101ZM211 229V228H210ZM4 230V229H3ZM7 230V229H6ZM9 230V229H8ZM32 230V229H31ZM57 230V231H58ZM5 231V230H4ZM99 231V230H98ZM106 231H108V232H106ZM157 231V230H156ZM60 232H57V233H60ZM69 232V233H70ZM110 232V233H109ZM111 232H112V234H111ZM158 232H160L159 230H158ZM0 233H2L1 231H0ZM27 233V232H26ZM53 233V232H52ZM74 233V232H73ZM202 233V235H200ZM221 233V234H220ZM34 234V233H33ZM43 234H45V233H43ZM222 235V237L220 238V237H218L217 235ZM4 235H5V233H4ZM51 235V234H50ZM65 235H66V233H65ZM69 235V234H68ZM90 235V234H89ZM158 235H159V233H158ZM219 235V236H220ZM1 236H3V234L1 235ZM33 236V237H32ZM49 236V235H48ZM52 236V235H51ZM84 236H86V235H84ZM83 236V237H84ZM155 236H156V233H155ZM161 235L159 236V237H162ZM81 237V236H80ZM196 237H200L201 239L200 240H198V239H196ZM72 238H73V236H72ZM79 237H77V239H78ZM3 239H4V237H3ZM8 240V239H7ZM52 240H54V239H52ZM60 240V239H59ZM0 241H2V238H0ZM6 241V240H5ZM64 241L65 242H67L68 244H67V249H65V251L63 250V248H65L66 247V244H64ZM164 241H165V239H164ZM215 241V242H214ZM44 243L43 245L41 244H39V243ZM52 242V241H51ZM80 242V241H79ZM166 242V241H165ZM76 243V242H75ZM92 243V244H91ZM193 243H196V244H193ZM84 244V243H83ZM174 244V243H173ZM3 245V244H2ZM54 245H57V244H55L54 243ZM5 246H7V245H5ZM76 246V245H75ZM77 246H79V245H77ZM168 246V245H167ZM2 247V246H1ZM0 247V248H1ZM53 247V246H52ZM81 246H79V248H80ZM4 248V247H3ZM2 249V248H1ZM4 249H6V247L4 248ZM7 250V249H6ZM18 250V249H17ZM66 253H64L63 251ZM62 252V253H61ZM138 252V253H137ZM190 252L191 253H193V254H190ZM196 252H200V254H196ZM153 253V252H152ZM157 253H159V252H157ZM202 253V254H201ZM217 253V256H215L214 258L213 257H208L209 259H207L206 257V255H208V256H210L211 254H213V255H215ZM49 254H55L56 255V258H57V256H60V257H62L61 259H59V260H57L56 262L55 261H52V260H49ZM64 254L66 255L65 257H64ZM204 254V255H203ZM199 255V256H198ZM2 256V255H1ZM0 256V257H1ZM27 257V256H26ZM25 258V257H24ZM28 258V257H27ZM26 258V259H27ZM69 258L71 259L70 260V262H67V261H69ZM78 258V259H77ZM131 258H132V260H131ZM7 259V258H6ZM26 259L24 260L25 262H26ZM29 259V258H28ZM52 259V258H51ZM68 259V260H67ZM2 260H4L3 258H2ZM65 260H67V261H65ZM215 260H217V261H215ZM8 261V260H7ZM10 261V260H9ZM28 261V260H27ZM62 262V261H65V263H59V262ZM12 262V261H11ZM17 263V262H16ZM15 263V264H16ZM2 264V263H1ZM13 264H14V261H13ZM23 264V263H22ZM25 264V263H24ZM80 264V263H79Z\"/></svg>", "mask_w": 264, "mask_h": 264}]
</instances>
